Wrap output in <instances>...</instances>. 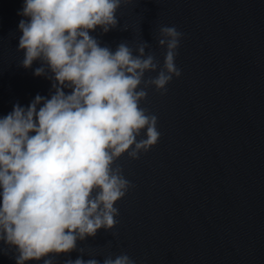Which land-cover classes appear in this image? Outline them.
Returning <instances> with one entry per match:
<instances>
[{"label":"clouds","instance_id":"clouds-1","mask_svg":"<svg viewBox=\"0 0 264 264\" xmlns=\"http://www.w3.org/2000/svg\"><path fill=\"white\" fill-rule=\"evenodd\" d=\"M131 2L24 0L21 65L28 69L39 61L34 75L46 76L54 91L0 117V242L15 249L16 264H53L52 254H69L78 241L114 229V205L132 187L116 162L124 154L139 159L160 138L157 116L141 101L148 88L163 94L180 77L175 60L183 33L159 28L162 66L146 53L145 41L135 49L123 41L113 51L90 35L116 29L117 11ZM147 72L157 75L146 79ZM65 264L101 262L81 255ZM102 264L135 261L122 253Z\"/></svg>","mask_w":264,"mask_h":264}]
</instances>
